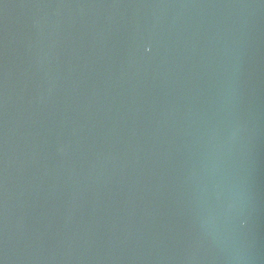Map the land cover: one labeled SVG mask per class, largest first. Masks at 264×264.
<instances>
[{
	"label": "water",
	"instance_id": "1",
	"mask_svg": "<svg viewBox=\"0 0 264 264\" xmlns=\"http://www.w3.org/2000/svg\"><path fill=\"white\" fill-rule=\"evenodd\" d=\"M0 264H264V0H0Z\"/></svg>",
	"mask_w": 264,
	"mask_h": 264
}]
</instances>
